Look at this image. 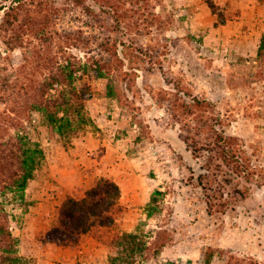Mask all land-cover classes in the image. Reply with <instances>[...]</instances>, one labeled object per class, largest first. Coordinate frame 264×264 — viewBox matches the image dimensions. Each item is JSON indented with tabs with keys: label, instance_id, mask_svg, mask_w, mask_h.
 <instances>
[{
	"label": "rangeland",
	"instance_id": "rangeland-1",
	"mask_svg": "<svg viewBox=\"0 0 264 264\" xmlns=\"http://www.w3.org/2000/svg\"><path fill=\"white\" fill-rule=\"evenodd\" d=\"M225 10L0 0V149L26 136L44 152L23 193L0 182L23 264H264V56L224 26L237 15ZM61 99L59 135L37 107ZM116 170L130 191L120 222L74 245L46 239L67 196ZM125 229L133 252L119 245Z\"/></svg>",
	"mask_w": 264,
	"mask_h": 264
},
{
	"label": "trees",
	"instance_id": "trees-1",
	"mask_svg": "<svg viewBox=\"0 0 264 264\" xmlns=\"http://www.w3.org/2000/svg\"><path fill=\"white\" fill-rule=\"evenodd\" d=\"M257 56H264V35L260 38ZM52 81L60 83L63 79L54 77ZM52 81L49 85L52 84ZM44 94L45 91H43ZM73 96L78 102L80 101L79 92L73 90ZM203 102L196 101L198 105ZM52 103L56 112L50 111L48 102L40 103L37 109L41 111L47 122L56 128L57 133L62 135L65 125L67 127L70 123L67 118L68 103L64 99L52 100ZM60 112L62 115L58 116ZM25 138L26 136H19L17 146L8 147L7 150L0 149V182H7L6 188H14L20 193L24 192L27 182L33 178L37 159L44 157V152L41 149L31 148L20 143ZM217 140L225 144L227 141L232 142V138L223 136H219ZM225 144L222 145L223 152L228 151L225 150ZM202 147L205 148L206 146L203 145ZM23 196L20 194L21 199ZM120 196L119 185L109 177L99 178L85 191L82 197L67 196L59 207L58 224L47 231L46 239L60 244L74 245L81 236L94 228L112 225L115 212L122 210V206L119 204ZM120 236L123 242L120 241L119 245H121L120 243L123 244L122 249L133 252L138 245L136 242L137 235L131 232H123ZM17 245L18 238L10 230L8 215L0 208V264H23L24 258L18 254Z\"/></svg>",
	"mask_w": 264,
	"mask_h": 264
},
{
	"label": "crops",
	"instance_id": "crops-1",
	"mask_svg": "<svg viewBox=\"0 0 264 264\" xmlns=\"http://www.w3.org/2000/svg\"><path fill=\"white\" fill-rule=\"evenodd\" d=\"M216 5L224 7L225 11L236 12L237 15H232V17L228 20L227 25L229 30L234 28H240L238 36L244 38L246 41H249L250 50L256 49L258 47L260 38L264 35V1L263 0H213ZM256 22V24H254ZM258 25V26H256ZM253 47V48H252ZM117 171L114 173L113 179L121 189V196L119 198V204L122 206V213L125 211V206H127V201L129 200L130 191L128 190L125 184V178L122 174H117ZM146 179H150L155 181V179L144 175ZM143 190L137 194L139 201H143L148 196V191L150 190V186L148 183L143 186ZM136 201V199H135ZM142 203V202H141ZM114 217L113 224L108 227H98L99 231H107V229H111V227L115 226L117 222H120L122 215L120 214ZM125 220V219H124ZM127 232H130V229H125ZM97 242V241H96ZM93 245V244H92ZM98 246H104L100 241L97 243ZM104 248V247H103ZM91 249H95V247H91ZM93 252L91 251L92 256ZM95 255V254H94Z\"/></svg>",
	"mask_w": 264,
	"mask_h": 264
}]
</instances>
